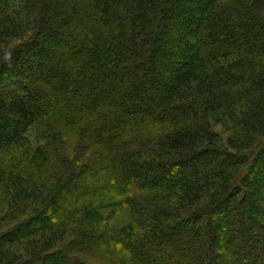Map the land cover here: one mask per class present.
I'll return each mask as SVG.
<instances>
[{
	"label": "trees",
	"instance_id": "1",
	"mask_svg": "<svg viewBox=\"0 0 264 264\" xmlns=\"http://www.w3.org/2000/svg\"><path fill=\"white\" fill-rule=\"evenodd\" d=\"M0 264H264V0H0Z\"/></svg>",
	"mask_w": 264,
	"mask_h": 264
},
{
	"label": "rangeland",
	"instance_id": "2",
	"mask_svg": "<svg viewBox=\"0 0 264 264\" xmlns=\"http://www.w3.org/2000/svg\"><path fill=\"white\" fill-rule=\"evenodd\" d=\"M211 129L215 132H217L219 135H221V137L226 140L228 138V131H225V125L220 122L217 121L215 117H212V121H211ZM35 132H31L29 133V141L31 143H33L35 141L34 137H35ZM36 145V144H35ZM229 213H231L229 211ZM228 216V215H226ZM128 213L126 211V209H123L117 213L112 214V217H110L109 219V225H120L125 223L128 220Z\"/></svg>",
	"mask_w": 264,
	"mask_h": 264
}]
</instances>
